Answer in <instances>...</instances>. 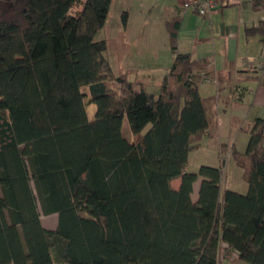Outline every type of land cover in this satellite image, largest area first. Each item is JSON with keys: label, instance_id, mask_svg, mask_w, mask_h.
<instances>
[{"label": "trees", "instance_id": "trees-1", "mask_svg": "<svg viewBox=\"0 0 264 264\" xmlns=\"http://www.w3.org/2000/svg\"><path fill=\"white\" fill-rule=\"evenodd\" d=\"M9 1L12 15L0 16V264H221L224 245L264 264V118L244 152L230 150L246 192L223 188L224 160L186 170L213 125L215 97L200 93L209 58L176 51L181 17L167 21L176 55L156 95L116 74L108 41L96 39L112 0ZM246 31L264 34V22ZM231 78L213 76L219 90ZM40 207L58 214L56 228Z\"/></svg>", "mask_w": 264, "mask_h": 264}, {"label": "rangeland", "instance_id": "rangeland-1", "mask_svg": "<svg viewBox=\"0 0 264 264\" xmlns=\"http://www.w3.org/2000/svg\"><path fill=\"white\" fill-rule=\"evenodd\" d=\"M172 4H174L172 0H112L105 26L96 34V39H106L108 41L107 55L116 74L125 72L128 63L126 56L116 52L121 44L120 39L125 34L124 17L126 15L124 14L126 12L131 13V28L129 27L131 35L128 37L129 45L127 49L129 55L131 54L129 64H134L132 62L134 60L137 64L141 63V68L145 69L148 66H156L157 64L170 65L173 63L175 54L167 25L173 11L170 7ZM11 15V1L0 0V16ZM241 16L237 7H230L228 14L225 16L220 14L212 20V23L209 21L196 22L191 28L192 31L184 33L180 38L177 36L176 44L183 51L191 50L195 53L205 52L210 54L209 60L212 62L223 58L227 48L231 51L238 49L239 53L244 56H253L260 59L261 54L264 53V34L259 32L256 35H245L246 27L240 22ZM212 27L223 35L215 38L214 42L211 40L199 41L206 32L209 36L212 35ZM122 67H125V70H122ZM155 73L157 77V70L151 74L155 76ZM231 83V86L228 87L229 98L238 99L241 88L240 86L234 88ZM155 87L152 83L149 91L158 94L159 91ZM200 88L206 98L217 96L218 88L214 80L203 81ZM210 111L215 117V121L209 129L211 135L204 136L201 139L200 146L191 151L189 158L190 170L198 171L197 167H194L198 162L212 166L223 164L219 143H227L230 145V149L222 147L224 151L229 150L227 157L225 153L223 154L226 157L223 170V188L246 192L247 183L242 177V169L235 163L230 150L232 147L241 152L246 150L250 138V128L254 121H240L245 116V112L239 106L237 100L226 106L220 103L217 98L216 104H212ZM87 112L89 119H94L96 104L88 102ZM149 126L143 132H146ZM122 132L128 139L133 138L127 117L124 119ZM199 182L195 188V198H197ZM177 183V180H173V185L176 186ZM39 209L43 224L48 228H56L58 214H45L41 207ZM245 264L248 263L245 262Z\"/></svg>", "mask_w": 264, "mask_h": 264}, {"label": "crops", "instance_id": "crops-1", "mask_svg": "<svg viewBox=\"0 0 264 264\" xmlns=\"http://www.w3.org/2000/svg\"><path fill=\"white\" fill-rule=\"evenodd\" d=\"M172 1L174 4L170 5V7H172L173 9L171 16L177 14L181 17L180 27L178 30L179 38L184 33H188L192 31L191 28L193 27L194 24H196V22L204 23V22L209 21L210 23H212V20L220 16V14L224 16L228 14L230 7H234V6L237 7L239 14L242 15L240 17V22L244 24L246 29L250 27L258 26L261 22H264V5L260 1H259L260 2L259 5H255V3L258 0H229L224 5L220 6L217 10L213 11L210 16H201L194 11L183 9L181 6V0H172ZM129 27L131 28V13H128L127 22L125 23V27H124L125 34L120 39L121 44L116 51L118 54L122 56H126L128 58L126 70H125V67L121 68L122 70H125V72H122V73H126L129 79L131 80H138V81L144 82L147 85L148 89L150 85L154 83V85L156 86L155 89H158V91L160 92V87H161L163 78L170 70L172 64L170 65H167V64L158 65L157 64L156 66H148L145 69L141 68L142 67L141 63L137 64V62L134 60L132 61L134 64H129L130 57H131V54L129 55V50H127L128 45H129L128 37L131 35L129 33ZM212 31L213 32L211 36H209L206 32V34L203 35V37L200 38L199 41L211 40L214 42L215 38L223 35L221 34V32L214 30V28L212 29ZM245 32H246L245 35L249 36L247 34V31ZM256 34H259V32L253 35H256ZM176 51L191 52L195 58L211 57L210 54H206L205 52L195 53L194 51H191V50L183 51L179 47L177 48ZM176 51L174 50L175 55H176ZM223 56H224L223 58L217 61L212 62L210 60V64L208 65V71L210 72H208V74L213 77L217 73H230L231 72V75H232L231 84L234 86V88H236L237 86L244 88V92L242 94L241 99L240 100L234 99V100H237V102L239 103V106L243 108L245 112V116L240 121L251 122V121H254L255 118L257 117L264 118V84L261 83V80L258 78V77H261L260 75L262 73L261 66L264 64V53L261 54L260 59H257L253 56H244L240 54L238 49L231 51L227 48V51ZM156 70L158 71L157 77H156V73H155V76L151 74L152 72H156ZM150 75H153V76H150ZM210 80H214V82L217 83L215 79H210ZM217 88H218V84H217ZM228 89H229L228 87L223 88L222 90L218 89V93H217V96L215 97V101L211 102L210 107H212V104H216L217 98L220 103L226 106L232 101H234L233 99L229 98ZM152 93L156 94L155 92H152ZM200 93L202 96H204L203 93L201 92V88H200ZM214 121H215V117L213 116V122ZM210 135H211V132L210 130H208L204 136L207 137ZM219 146H220L219 147L220 154L223 156V160L225 162L229 150L225 153L226 155L225 157V155L221 153V148L224 146V148L230 149L229 147L230 145H228L227 143H219ZM189 158H190V154H189ZM201 165H203L202 162H198L197 164H195L194 167H197V169L199 170ZM190 169L191 168L189 167V159H188L186 170L195 171V170H190ZM174 180H177L178 185L180 184V178H175ZM198 181H201V178H199L195 182L194 188H196ZM199 186H200V182H199ZM221 264H245V261L239 259V260H234V261H224Z\"/></svg>", "mask_w": 264, "mask_h": 264}, {"label": "built area", "instance_id": "built-area-1", "mask_svg": "<svg viewBox=\"0 0 264 264\" xmlns=\"http://www.w3.org/2000/svg\"><path fill=\"white\" fill-rule=\"evenodd\" d=\"M229 0H181V6L185 10H191L201 16H210L211 13L224 5ZM264 5V0H260ZM203 78L206 80L213 79L209 74L203 73ZM238 258V253L226 249L223 246L220 254L221 263L224 261H234Z\"/></svg>", "mask_w": 264, "mask_h": 264}]
</instances>
